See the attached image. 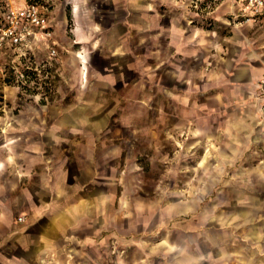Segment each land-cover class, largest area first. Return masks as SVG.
Listing matches in <instances>:
<instances>
[{"label": "rangeland", "instance_id": "1", "mask_svg": "<svg viewBox=\"0 0 264 264\" xmlns=\"http://www.w3.org/2000/svg\"><path fill=\"white\" fill-rule=\"evenodd\" d=\"M22 1L0 0V13ZM26 1L48 7L46 0ZM179 1L183 12H196L203 26L212 11L222 16L225 27L241 28L250 23L244 17L234 20L231 0ZM72 6L69 0H53L49 19L52 37L48 41L27 51H0V224L8 230L26 221V210L32 205L17 198H28L27 192L37 197L97 191L108 197L101 201L102 222L111 223L95 254L100 264H126V253L131 250L125 243L126 225L144 224L151 230L161 225L159 233L147 235L151 247L163 238L165 243L175 242V227L204 225L210 216L214 225L229 233V264H237L238 255L254 256L251 230L236 216L248 199L237 200V192L254 188L255 169L259 162L264 165V148L238 153L232 165L217 167L219 152L214 143L209 146L212 151L204 152L199 144L191 151L189 145L178 141L189 143L188 136L174 135L172 118L159 120L156 71L135 72L137 86L129 90L98 88L94 71L84 79L75 54L88 47L73 34L78 24L72 18ZM256 23L250 34L256 32L264 49V17ZM212 27L221 30L216 23ZM152 50L156 52V47ZM150 65L155 69L157 62ZM147 75H152L150 80ZM258 84L256 127L264 145V73ZM85 128H99L100 132L89 135ZM90 153L95 159L94 177L83 184L78 178L83 169L81 158ZM204 155L206 163L215 165L202 163ZM37 200L44 206L46 199ZM59 202L68 204L76 199L67 196ZM188 205V211L179 212ZM7 210L11 226L2 218ZM4 234L0 231V240ZM81 234L70 232L66 241ZM109 234L114 237L106 238ZM64 246L52 255L54 262L62 261L68 248Z\"/></svg>", "mask_w": 264, "mask_h": 264}, {"label": "crops", "instance_id": "2", "mask_svg": "<svg viewBox=\"0 0 264 264\" xmlns=\"http://www.w3.org/2000/svg\"><path fill=\"white\" fill-rule=\"evenodd\" d=\"M46 2L48 7L43 6V10L51 19L53 0ZM27 3L23 0L15 7ZM69 4L73 5L72 18L78 24L73 34L88 47L75 54L84 79L94 71L98 88L129 90L137 86L135 72L156 71L159 120L172 118L174 135L188 136L189 143L178 141L189 145L191 151L197 144L202 145L204 152L212 151L214 143L219 152L215 157L217 165L206 163L208 157L204 155L201 161L206 166H230L238 153L264 148L256 127L255 106L258 83L264 73V49L256 32L250 34L256 19L264 17V11L247 26L229 28L214 11L207 23L200 25L197 13L186 15L179 0H69ZM231 6L234 20L236 16L248 15L241 0H231ZM214 22L221 25V30L212 27ZM43 42L46 41H34L31 48ZM155 47L156 52L152 50ZM154 55L157 59L151 57ZM152 61L157 62L155 69L150 65ZM150 76L147 75L148 80ZM85 129L89 135L100 132L99 128ZM81 159L83 169L78 178L87 184L94 177L95 159L91 153ZM259 163L254 188L237 192V200H248L236 216L251 230L255 246L254 256L238 255L237 264H264V165ZM58 194L61 195L44 193L36 197V193L27 192L28 198L18 197L17 200H29L32 205L26 210V221L19 226H11L8 210L3 212V221L11 227L5 230L0 224V231L7 233L0 240V264L101 263L95 260V254L103 244V232L111 227V223L102 222L101 201L108 197L97 191H80L67 194L76 202L63 204L59 201L67 196L64 192ZM37 198L46 199L44 206ZM190 208L188 205L179 212ZM208 218L209 223L204 225L175 227V242L168 244L163 238L151 247L147 235L159 233L161 225L152 230L144 224L126 225L125 243L131 250L126 253L125 263L229 264V233L214 225L213 216ZM73 231L83 235L67 242L66 235ZM133 233L142 235L135 237ZM61 245L68 246L67 252L60 263L54 262L52 255Z\"/></svg>", "mask_w": 264, "mask_h": 264}, {"label": "built area", "instance_id": "3", "mask_svg": "<svg viewBox=\"0 0 264 264\" xmlns=\"http://www.w3.org/2000/svg\"><path fill=\"white\" fill-rule=\"evenodd\" d=\"M248 12L244 21L250 22L253 17L264 11V0H241ZM240 16H236L238 21ZM52 37L51 24L43 6L31 1L22 7H8L0 13V51L14 48L27 51L34 41H48ZM55 50L52 49L51 54ZM22 221V218L19 219Z\"/></svg>", "mask_w": 264, "mask_h": 264}]
</instances>
